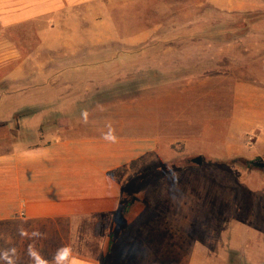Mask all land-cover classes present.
I'll return each instance as SVG.
<instances>
[{
	"label": "rangeland",
	"instance_id": "obj_1",
	"mask_svg": "<svg viewBox=\"0 0 264 264\" xmlns=\"http://www.w3.org/2000/svg\"><path fill=\"white\" fill-rule=\"evenodd\" d=\"M205 4L104 0L54 13L49 23L35 19L19 26V66L27 74L19 75L16 106L0 107L1 115L14 112L13 122H0V153L43 139L28 123L33 115L58 120L40 124L39 133L57 127L71 132L88 116L114 115L138 99L191 105L192 91L180 94L168 87L225 70L234 52L258 50V59L264 57V42L250 37L236 43L206 39L238 16ZM5 89L0 85V92ZM232 126L189 124L187 141L162 147L161 155L131 159L115 172L125 192L114 220L110 264H146L153 251L171 242L188 250L179 264H187L188 255L195 263L201 258L210 264H245L249 257L264 261V169L250 165L264 162V123ZM197 156L200 166L191 162ZM167 163L171 166L165 168ZM156 164L166 166L155 171ZM144 179L156 203H146L139 185ZM199 245L201 255L192 249Z\"/></svg>",
	"mask_w": 264,
	"mask_h": 264
},
{
	"label": "crops",
	"instance_id": "obj_2",
	"mask_svg": "<svg viewBox=\"0 0 264 264\" xmlns=\"http://www.w3.org/2000/svg\"><path fill=\"white\" fill-rule=\"evenodd\" d=\"M103 1L0 0V85L9 88L0 92V107L16 106L19 75L27 74V68L19 66L22 56L17 28L35 19L49 23L54 13L81 10ZM208 5L228 14L264 12V0H206ZM249 37L264 42V23L259 30L227 43L246 42ZM259 55L258 50L234 52L225 70L168 87L180 94L192 91L191 105L180 107L178 101L138 99L114 115L88 116L81 121V128L71 132L57 127L53 132L39 133L40 124L51 118L52 122L58 120L49 114L33 115L28 123L35 125V133L43 139L17 144L8 154L0 153V251L14 248L16 264H36L28 255L31 246L48 264H54L57 249L66 246L71 249L69 259L73 264H104V251L125 192L115 172L131 159L161 155L162 147L187 141L192 129L189 124L229 122L231 130H237L241 129L240 123L246 129L264 123V57L258 59ZM13 115L0 114V122H13ZM109 134L115 136L114 141L106 138ZM148 183L139 180L146 203H156ZM158 183L160 186L163 181ZM172 210L170 206L169 212ZM21 230L29 235L21 236ZM33 231L42 236L31 237ZM203 247L192 249L201 255ZM185 249L171 242L169 248L153 251L146 264H179ZM186 259L187 264H210L204 258L199 263L194 262V256ZM244 263L264 261L249 257ZM0 264L5 262L0 260Z\"/></svg>",
	"mask_w": 264,
	"mask_h": 264
},
{
	"label": "trees",
	"instance_id": "obj_3",
	"mask_svg": "<svg viewBox=\"0 0 264 264\" xmlns=\"http://www.w3.org/2000/svg\"><path fill=\"white\" fill-rule=\"evenodd\" d=\"M237 15V19L230 24H226L219 28V31H213L212 33H216V36L206 35V37L213 39L218 38L222 42L232 41L235 37H241L250 31H256L261 28L264 23V12L263 13H237L232 14ZM228 165L235 164L236 162L230 161L227 162ZM254 162H251L250 165H254ZM164 166H158L154 168L155 171L164 169ZM171 166V164L167 163V167ZM255 166V165H254ZM259 168V167H258ZM261 169V168H259ZM113 243H114V234L113 232L109 235L108 243L106 245L105 254L103 256V263L110 264L109 261L111 260L112 253H113Z\"/></svg>",
	"mask_w": 264,
	"mask_h": 264
},
{
	"label": "clouds",
	"instance_id": "obj_4",
	"mask_svg": "<svg viewBox=\"0 0 264 264\" xmlns=\"http://www.w3.org/2000/svg\"><path fill=\"white\" fill-rule=\"evenodd\" d=\"M107 139L115 140V136L112 134H109ZM21 236H28L29 233H27L25 230L20 231ZM42 236V233L38 231H33L31 233V237L39 238ZM16 255V250L14 248L12 249H6L3 251H0V260L4 261L5 264H16L13 257ZM28 255L33 258L36 262V264H48V261L43 260L38 251H36L34 248L29 246L28 249ZM71 255V249L69 247H61L57 249L55 257H54V264H73V261L69 259Z\"/></svg>",
	"mask_w": 264,
	"mask_h": 264
},
{
	"label": "water",
	"instance_id": "obj_5",
	"mask_svg": "<svg viewBox=\"0 0 264 264\" xmlns=\"http://www.w3.org/2000/svg\"><path fill=\"white\" fill-rule=\"evenodd\" d=\"M191 162H192L193 164H196V165L200 166V165L202 164V158H201V156H197V157L193 158V159L191 160ZM253 164H254L256 167H259V168H261V169H264V162H254Z\"/></svg>",
	"mask_w": 264,
	"mask_h": 264
}]
</instances>
